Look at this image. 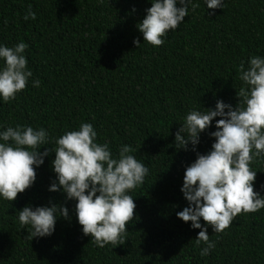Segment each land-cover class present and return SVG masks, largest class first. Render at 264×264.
<instances>
[{"label":"trees","instance_id":"1","mask_svg":"<svg viewBox=\"0 0 264 264\" xmlns=\"http://www.w3.org/2000/svg\"><path fill=\"white\" fill-rule=\"evenodd\" d=\"M193 2L200 7L189 6L184 22L153 47L137 27L151 0H0V45L26 43L33 73L13 101L0 97V132L17 124L44 128L43 152L81 122L91 123L96 142L107 143L114 158L127 144L149 169L129 192L136 208L126 242L101 248L83 234L77 201L63 189L49 190L58 183L52 151L29 189L12 202L0 196V264H264V209L236 216L220 234L201 218L215 243L204 257L205 245L195 246L202 228L177 216L190 206L181 191L186 168L197 153L212 150L220 117L200 134L195 151L191 144L178 149L176 132L190 111L214 109L218 100L236 107L244 87L239 65L247 69L253 56L264 58V0H223L224 8L214 10L205 0ZM29 7L36 19L25 21ZM250 167L257 172L254 190L264 196V157ZM52 205L67 207L69 218L58 216L50 236L28 238L32 229L20 226L19 211Z\"/></svg>","mask_w":264,"mask_h":264},{"label":"clouds","instance_id":"2","mask_svg":"<svg viewBox=\"0 0 264 264\" xmlns=\"http://www.w3.org/2000/svg\"><path fill=\"white\" fill-rule=\"evenodd\" d=\"M179 2L181 7H177ZM152 6L137 27L144 42L160 47L169 31L175 30L193 12L199 3L193 0H151ZM207 9L224 8L223 0H205ZM25 21L36 19V13L28 8ZM134 43L141 45L137 38ZM24 42L14 47L0 45V97L4 102L13 101L24 91L33 73L28 69ZM239 79L244 87L237 91L238 105L233 107L218 100L214 109L190 111L182 127L175 134L176 147L188 149L189 144L200 143V134L216 120L212 150L197 153V159L186 168L181 191L189 207L177 216L192 227L201 229L195 246L202 248V257L215 248L207 227L214 233H224L233 219L240 214L255 213L264 209V196L254 190L257 172L250 165L256 158L264 157V58L253 56L248 68L241 62ZM37 79L33 86L39 87ZM97 132L91 123L81 122L79 130L67 131L56 140L57 147L41 152L47 145L49 134L44 128L9 126L0 132V196L15 201L36 181V167L44 164V158L55 152L52 162L58 183L53 182L50 191L63 189L67 199L76 200L75 213L83 234L91 237L98 247L124 244L127 225L135 218L136 204L129 192L142 185L149 169L138 161L130 145L119 149L114 158L107 143H97ZM58 216L69 218L64 206H26L19 211V223L30 225L28 238L50 236L55 231Z\"/></svg>","mask_w":264,"mask_h":264}]
</instances>
